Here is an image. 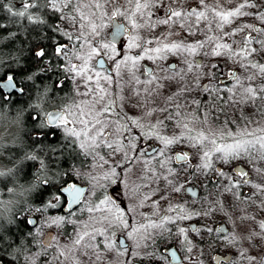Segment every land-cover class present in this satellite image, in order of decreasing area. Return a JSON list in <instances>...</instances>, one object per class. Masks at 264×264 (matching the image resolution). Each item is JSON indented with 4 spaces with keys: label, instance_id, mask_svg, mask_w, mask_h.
<instances>
[{
    "label": "snow or ice",
    "instance_id": "1",
    "mask_svg": "<svg viewBox=\"0 0 264 264\" xmlns=\"http://www.w3.org/2000/svg\"><path fill=\"white\" fill-rule=\"evenodd\" d=\"M0 11V264H264V0Z\"/></svg>",
    "mask_w": 264,
    "mask_h": 264
},
{
    "label": "trees",
    "instance_id": "2",
    "mask_svg": "<svg viewBox=\"0 0 264 264\" xmlns=\"http://www.w3.org/2000/svg\"><path fill=\"white\" fill-rule=\"evenodd\" d=\"M19 0H16V3L18 4ZM6 19V16L2 11H0V20Z\"/></svg>",
    "mask_w": 264,
    "mask_h": 264
}]
</instances>
